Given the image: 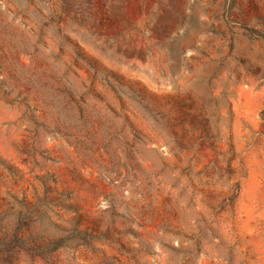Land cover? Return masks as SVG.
<instances>
[{
	"label": "rangeland",
	"instance_id": "1",
	"mask_svg": "<svg viewBox=\"0 0 264 264\" xmlns=\"http://www.w3.org/2000/svg\"><path fill=\"white\" fill-rule=\"evenodd\" d=\"M0 264H264V0H0Z\"/></svg>",
	"mask_w": 264,
	"mask_h": 264
}]
</instances>
